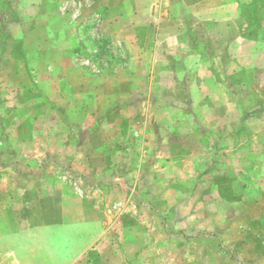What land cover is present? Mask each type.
<instances>
[{"label":"rangeland","instance_id":"obj_1","mask_svg":"<svg viewBox=\"0 0 264 264\" xmlns=\"http://www.w3.org/2000/svg\"><path fill=\"white\" fill-rule=\"evenodd\" d=\"M172 2L157 4L163 11ZM117 3L0 2V264H264V170L254 167L264 160V106L252 113L264 103V10L242 6L235 41L220 34L223 24L181 18L188 41L231 37L230 45L195 51L202 58L184 44L174 49V83L153 85L161 97L130 116L117 110L143 90L126 79L140 75L141 51L130 36L125 43L104 31L108 10L122 11ZM24 42L50 45L45 65ZM260 128L259 143L246 140ZM112 137L115 146L106 144ZM90 155L95 175L83 176L76 161ZM81 208L93 237L83 257L62 258L79 221L36 226L27 242L23 221H74ZM27 244L50 257H21Z\"/></svg>","mask_w":264,"mask_h":264},{"label":"crops","instance_id":"obj_2","mask_svg":"<svg viewBox=\"0 0 264 264\" xmlns=\"http://www.w3.org/2000/svg\"><path fill=\"white\" fill-rule=\"evenodd\" d=\"M112 1H117L118 2L117 4H119L118 6L120 7V9H122V11L121 10L116 11L115 9L108 10L105 17H103L104 23H105L104 31H106L110 36L114 34L122 38L123 41L125 40L124 41L125 43H128L126 42V39L128 38V36H130V38H133L138 42L137 49L141 51V56H140L141 60L138 64V66H140L138 70L140 71L139 73L140 75H137L138 77L129 75V77L126 79L128 80V82H134V83L136 81H139V82L143 81L144 82L143 90L139 91V93L137 94L138 96L137 100H134L131 104H129V106L125 107L127 109L124 110V108L123 109L120 108L117 110L118 115L119 114L126 115V112L129 113L130 111L132 112L130 113V116L138 115L140 113H145L148 110L147 106L150 103L148 99H150L151 97H155V98L161 97V95L157 97L154 95V89L152 88L153 85L155 86L156 84L161 83L163 84L162 85L163 87L165 85L167 86V82H169L170 84L174 83L176 77L174 75L175 73L171 69V64H172L171 60H177L176 59L177 57L173 55L174 54L173 52H175L174 49L178 50L184 44V48H186L188 51L193 50L194 52L205 49L206 47L208 49H213V50H215L216 47L225 50L230 45L229 39L231 37H228L227 39H218V42H217L218 44L216 43L217 39H214L215 37H212L213 40L212 39L211 41L207 40L206 42L203 39L202 41L197 40L196 42L195 40L192 42H190V40L188 41L187 39L188 37H186V35L188 32L192 31V29H190L188 26H187L188 28L182 27L181 18H183L184 20L186 18H191L192 20L193 16L197 15L198 17L201 16L202 18H204V20L206 19V25L209 24L210 26V24L214 22L215 23L217 22L218 25L223 24L224 28H226L228 31L222 30L220 31V34L221 33L224 34L228 32L229 35H234L232 36V38L235 41L236 39L235 37H237V34L240 33V29H241L240 22L243 17V13H244L242 6L245 5L247 7H250L251 10H254V11L259 10V9L264 10V0H197L199 4L196 10L194 9L192 10L190 7L186 6L187 7L186 11L181 12V13L173 10V7L178 5L180 2L185 3V0H172L174 1L171 3L172 5L169 8H164L163 11H161V8L157 3L158 2L160 3L161 1H163L166 3L165 5H167L169 0L167 1L166 0H160V1L158 0H112ZM0 2H3V0H0ZM0 16H4V14L0 13ZM127 21H128V24H127ZM131 22H133L134 25H132ZM117 26L119 28L116 30ZM8 28L9 29L11 28L10 32H12V34L15 32L19 33L20 28L17 24L12 25L11 27L9 26ZM36 28L37 26L33 28L25 29V33L31 36V34H34V32L36 31ZM170 44H171V47H170ZM49 46L50 45L47 46L43 42L41 47L38 48L37 46H34V45L29 46L28 43L24 42V48L26 49L28 53L30 52L31 54H34L36 50V52L38 51V53L36 54L39 55L40 52L43 54V56L41 58H38V61H37L39 64H43V65L46 64V61H45L46 58L44 57L45 50L47 51L50 50ZM165 48H169V49L172 48V51L171 52L166 51L165 53H163V50ZM157 51L159 52L157 53ZM195 53H196V56L199 55L197 52ZM168 54H171V55H168ZM198 57L202 58L200 55ZM2 61L3 59L0 57V64L2 63L3 65ZM213 62H214V59H213ZM194 76L198 77L200 75L198 74ZM109 79L114 81L115 78L112 77ZM187 79L188 77L186 78V80ZM91 80L93 79L91 78ZM190 80H192V78H190ZM139 87H141V85ZM80 90H82L83 92H86V90L87 92L90 91V89H87V85H85V88L83 87ZM43 91H44V94H47L45 90L42 89V92ZM28 92L33 94L34 96H37V92H34V91H28ZM157 94H161V93H157ZM149 111L151 113H154V112H160L161 109H159L158 111L156 107L154 108L150 107ZM106 113H107V117L109 115H115L116 109L107 108ZM189 115L190 114H187L188 117ZM178 121L179 120H177V122ZM188 123H190L189 120H188ZM108 126L110 125L108 124ZM157 126H158V123H155V124L153 123V126L150 127L149 125L147 129L148 128L151 130L153 129L155 133V129H157ZM262 130L263 129L260 128V131L253 133V135L248 137L246 140L252 141L251 144L253 143V141L254 143L258 142L262 134L260 133ZM147 135L151 136V134H147ZM153 138H154V145H157V146L162 145V142L158 136H155L153 134ZM144 140H146V137ZM115 143H116V140L114 137H112L108 141L106 140L107 145L115 146ZM145 144H147V142ZM89 158H91L90 161H88L87 158H83L82 160L76 161L77 162L76 165L79 166L81 164L83 168L81 169L82 171H80L78 169V166L76 167L72 165L73 167L76 168L75 172H78L79 170V172H81L83 176H86V175L94 176L95 174L92 171V168H88V165L90 166V163L92 164L96 156L90 155ZM254 167L255 168L258 167V169L261 168L262 170H264V160L263 162L257 161ZM87 169H89L90 172H88ZM80 214L81 215L78 217V219L80 220L76 219L74 221L72 219L66 220V221H23L22 225L25 228H27L26 229L27 242L28 241L31 242V236L29 234L30 233L29 231L36 226H42L43 229L44 228L46 229L47 227L53 226V225L66 227V226L76 225L77 221H79L78 225H81L80 229L71 228L69 230L70 232L74 233L73 235L71 234V236H69L70 252L67 255L65 254L64 256H62V258L69 261L71 259L73 260L76 258L83 257L84 254L88 253V251L86 250L90 246V243L92 242L93 237L90 235V231L88 230V225L90 224L91 219L89 220L85 212H82V208H81ZM42 234L44 235V232ZM66 241L68 240L65 238V241H63L64 252H66V249H65V246L67 245L65 243ZM46 242L48 243L49 241H46ZM26 247L27 248L24 251V253L21 254V257H31V258L36 257V256L41 257V258L50 257L49 253H46V254L43 253V254L36 255L34 251L30 249V246L28 244ZM17 257H20V254ZM64 264H67V262H65Z\"/></svg>","mask_w":264,"mask_h":264},{"label":"trees","instance_id":"obj_3","mask_svg":"<svg viewBox=\"0 0 264 264\" xmlns=\"http://www.w3.org/2000/svg\"><path fill=\"white\" fill-rule=\"evenodd\" d=\"M263 106H264V103H260L259 104V108L258 109H255L252 113H256V112H258L261 108H263ZM262 223V221H257V222H255V224H261ZM258 229H259V227H258ZM259 232H257V234H256V237H260L259 236V234H258ZM261 240H258V242H260Z\"/></svg>","mask_w":264,"mask_h":264}]
</instances>
